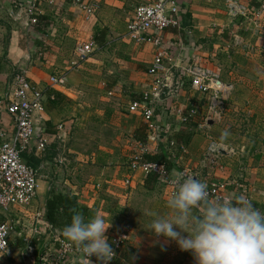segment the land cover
<instances>
[{"label": "crops", "instance_id": "1", "mask_svg": "<svg viewBox=\"0 0 264 264\" xmlns=\"http://www.w3.org/2000/svg\"><path fill=\"white\" fill-rule=\"evenodd\" d=\"M155 1L96 0L98 9L87 20L70 4L37 2L38 22L26 27L28 0H0V128L13 131L4 99L17 73L44 94V111L33 122L37 137L22 155L37 174L38 189L27 206L1 211V221L12 228L10 255L2 264H14L13 245L34 255L22 264H53L59 232L41 223L51 194L74 197L85 220L111 221L105 231L111 247L114 232L123 224L130 227L128 240L109 264H195L175 241L148 230L154 214L169 213L171 180L178 172L206 184L223 183L225 195L240 191L263 209L264 15H255V0H238L248 11L245 17L236 16L227 0H175L178 27L160 33L158 47L172 83L155 103L150 131L128 107L149 86L147 71L158 48L135 43L126 27L136 6ZM89 42L92 54L77 64L75 47ZM188 66L210 69L230 86L220 122H203L205 103L184 76ZM58 74L65 75V83L49 88V77ZM192 109L196 114L183 121ZM40 137L46 141L42 152L36 148ZM209 138L220 148L213 163L206 157ZM170 141L177 143L173 149ZM140 149L168 161L171 184L156 175L129 173V159ZM89 261L70 255L58 264ZM99 263L95 256L90 261Z\"/></svg>", "mask_w": 264, "mask_h": 264}, {"label": "built area", "instance_id": "2", "mask_svg": "<svg viewBox=\"0 0 264 264\" xmlns=\"http://www.w3.org/2000/svg\"><path fill=\"white\" fill-rule=\"evenodd\" d=\"M203 1L209 2L210 0ZM37 2L47 6H54L59 3L70 4L81 12L86 20L91 18L98 9L96 0H28L24 11L27 16L26 27L35 26L38 22ZM255 2L257 3L255 15L257 17L264 15V0H255ZM227 4L236 16L245 17L248 13L238 0H227ZM177 12L178 5L175 0H156L153 3L140 4L135 7L132 19L126 27V36L135 43H151L158 48L160 33L169 27H178ZM260 48L264 52V42ZM92 52L93 44L91 42L76 46L74 55L77 64L83 63ZM163 56L164 53L158 48L147 71L150 77L149 86L141 93V99L133 101L128 107L129 112L140 114L150 131L155 129L153 121L155 103L167 91H170L172 83L171 74L163 64ZM184 76L188 79L190 89L200 95L205 103L203 122H220L225 114L226 103L231 93L230 86L224 84L217 73L199 66H188L184 69ZM64 83V74L50 76L48 79L49 88L61 87ZM4 101V111L11 117L13 131L8 134L0 128V215L1 211H7L11 207L27 206L36 196L38 189L37 174L24 163L22 155L36 136L33 122L34 117L44 111V94L42 91L32 88L24 73L19 72L14 76L11 91ZM195 114L196 110L192 109L189 116L182 117L183 121H187L189 117L192 118ZM45 146V139L40 137L37 141V150L42 152ZM169 146L173 149L175 147L174 142L170 141ZM219 150V145L209 138L206 157L210 163H213L219 156ZM144 154V150L140 149L138 153L131 156L127 166L129 173L139 171L144 175L153 174L170 183L165 167L159 163L143 161L142 156ZM129 181V179H125L124 185L128 186ZM206 185L210 200L229 199V194H224L225 186L223 183ZM173 188L175 190V185ZM262 211H264V207ZM41 223L48 229H52L43 219ZM11 230L12 228L0 219V264L10 255L9 236ZM129 234L130 227L126 224L114 232L111 241L114 252L113 259L125 245ZM55 240L59 245V252L53 264L61 263L70 255L84 260L94 258V256H90L87 259L81 248L76 245L69 246L65 238L56 237ZM43 262L47 263V260L45 259ZM99 264H102V261Z\"/></svg>", "mask_w": 264, "mask_h": 264}, {"label": "clouds", "instance_id": "3", "mask_svg": "<svg viewBox=\"0 0 264 264\" xmlns=\"http://www.w3.org/2000/svg\"><path fill=\"white\" fill-rule=\"evenodd\" d=\"M222 135L229 133L225 130ZM171 183L175 190L166 203L170 211L154 214L149 231L175 241L180 251L192 254L195 264H264V211L242 194L210 200L206 183L183 172ZM110 222L99 216L85 220L73 210L62 235L69 246L81 248L87 259L95 256L108 264L114 258L105 236Z\"/></svg>", "mask_w": 264, "mask_h": 264}, {"label": "trees", "instance_id": "4", "mask_svg": "<svg viewBox=\"0 0 264 264\" xmlns=\"http://www.w3.org/2000/svg\"><path fill=\"white\" fill-rule=\"evenodd\" d=\"M38 18V17H37ZM39 19V18H38ZM141 95L134 99L133 101H139ZM139 142H144L145 137L139 138ZM174 142V141H173ZM177 145V143L174 142ZM175 145V146H176ZM143 161L151 163H159L165 167V170L168 172L170 169V164L162 155L159 154H144L142 156ZM147 177L153 176V174L146 175ZM240 191H234L229 193V199H234L236 196L241 195ZM254 204V203H253ZM257 207L256 204H254ZM258 208V207H257ZM259 209V208H258ZM73 210L80 212L85 216V211L81 209L74 197L69 195L61 194H51L48 200L45 203L41 218L52 227L53 230L59 232L57 235L59 238H64L62 235L63 228L70 223ZM262 211V209H260ZM93 259H90L92 261Z\"/></svg>", "mask_w": 264, "mask_h": 264}, {"label": "rangeland", "instance_id": "5", "mask_svg": "<svg viewBox=\"0 0 264 264\" xmlns=\"http://www.w3.org/2000/svg\"><path fill=\"white\" fill-rule=\"evenodd\" d=\"M23 253L21 251L16 250V246L13 245V248H11V255H13L12 261L14 264H22L21 262L27 261V260L29 261L34 257L33 253L30 251H26V252L23 251Z\"/></svg>", "mask_w": 264, "mask_h": 264}, {"label": "water", "instance_id": "6", "mask_svg": "<svg viewBox=\"0 0 264 264\" xmlns=\"http://www.w3.org/2000/svg\"><path fill=\"white\" fill-rule=\"evenodd\" d=\"M209 124H211V122Z\"/></svg>", "mask_w": 264, "mask_h": 264}]
</instances>
